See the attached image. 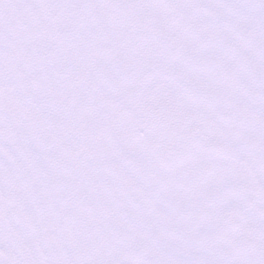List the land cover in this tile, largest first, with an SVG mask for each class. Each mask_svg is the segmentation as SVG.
I'll return each mask as SVG.
<instances>
[{"label": "snow or ice", "instance_id": "1", "mask_svg": "<svg viewBox=\"0 0 264 264\" xmlns=\"http://www.w3.org/2000/svg\"><path fill=\"white\" fill-rule=\"evenodd\" d=\"M0 264H264V0H0Z\"/></svg>", "mask_w": 264, "mask_h": 264}]
</instances>
